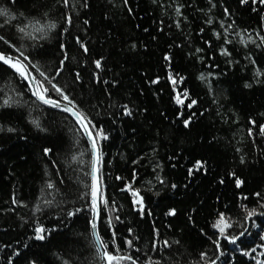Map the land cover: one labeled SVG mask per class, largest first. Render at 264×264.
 Listing matches in <instances>:
<instances>
[{
  "label": "trees",
  "instance_id": "1",
  "mask_svg": "<svg viewBox=\"0 0 264 264\" xmlns=\"http://www.w3.org/2000/svg\"><path fill=\"white\" fill-rule=\"evenodd\" d=\"M0 8V53L21 59L47 98L66 104L52 85L60 87L107 136L98 144L106 251L118 248L137 264H264V3L70 0L65 8L63 0H0ZM7 97L0 264H100L85 138L0 64V104ZM252 209L258 214L246 219ZM221 213L232 223L226 236L247 231L235 244L214 227ZM37 227L44 240L34 239Z\"/></svg>",
  "mask_w": 264,
  "mask_h": 264
},
{
  "label": "snow or ice",
  "instance_id": "2",
  "mask_svg": "<svg viewBox=\"0 0 264 264\" xmlns=\"http://www.w3.org/2000/svg\"><path fill=\"white\" fill-rule=\"evenodd\" d=\"M248 0H242V3H247ZM255 3L256 0H253ZM260 3H264V0H260ZM63 4L65 8H68L70 5V0H63ZM177 15L180 14V8L177 7L176 9ZM7 10L0 8V15H6ZM10 19L13 17H9ZM67 22L70 24L71 23V17H66ZM49 27L54 28L55 25H50ZM230 27V26H229ZM20 32H24L25 28H20ZM2 39V38H0ZM35 39V37H34ZM264 40V38H262ZM78 43H81L80 41H77ZM225 42H228L227 40ZM81 47L84 48L83 43H81ZM85 52L87 51L86 48H84ZM197 51H200L197 49ZM223 54L227 55L228 53L225 51ZM20 55L23 57V60L27 61L29 59L28 56L24 55L23 52H20ZM67 59V57H65ZM168 59V57H166ZM0 63L7 65L8 67L12 68L15 70L16 73L19 74V76L22 79L29 80L30 84L29 87L33 88L32 94L36 97L38 101H40L43 104L50 105L52 107L56 108H61L60 103L57 101L51 100L47 98L46 93L47 89L43 87V85H39L38 87H34L36 85V81L34 78H32L31 73L28 72L27 68L19 59H15L10 56H5L4 54H0ZM35 66V65H33ZM61 66H63V61H61ZM96 67H100V62L96 61ZM39 71V69H37ZM59 71L57 70V75H59ZM40 75L43 76L46 80L51 81L52 78L48 77L45 75L43 71L40 72ZM259 75V73H258ZM203 78V77H202ZM172 83L175 84L176 81L172 80ZM249 85H246V87ZM52 87L55 89L56 93L61 96L62 100L66 102V104L61 108L62 111L68 112L75 120L76 123L79 125V129L77 130L78 132H82L83 135L88 139L90 143V148H91V153H92V161H91V171L89 173H86L87 175H90L91 177V208L90 210L93 212V218L91 221V228H92V235H93V242L94 246L96 247L97 252L101 254V259L104 262V264H121V262L124 261H130L131 264H137V261L133 259L129 255H120L119 254V249L117 248V254L113 255L110 254L108 251H106L107 244L101 239V237L97 234L96 232V219H97V198L100 196V181L98 179V173H99V168L98 164L100 161V156L98 153V144L101 139H107V136H105L102 132V130H97L95 126L92 125V122L87 119V117L82 113L79 112L78 110H75L76 106L75 104L69 99L67 95L63 92V90L56 86L55 84L52 85ZM184 98H187V93H183ZM13 103L11 97H7L3 99V103L0 104V106H11ZM176 103L178 105H183L184 104V99H181L180 95L176 97ZM196 103L195 100L191 101L190 104L187 105V107L191 108L194 104ZM126 115L130 114L127 111L125 112ZM33 124H35L37 127H39V124L37 121L33 120ZM188 126V121H185V127ZM9 131H12V129H9ZM260 133L264 135V125L260 126ZM249 135H252L251 130H249ZM49 149H45V154L49 152ZM73 159H77L76 157H73ZM197 167H202V165L197 162ZM119 179V178H118ZM240 181H237V186L240 185ZM48 189L54 188V185L52 183H48L47 185ZM126 191H131L132 196L134 197L133 204L138 205V211L143 212V201L142 198L139 196L138 191L132 190L131 185H129L126 189ZM258 195V194H257ZM102 199V197H101ZM48 203H51L50 201ZM261 207H264V204L261 205ZM37 211H39V208H37ZM79 211V209H77ZM74 213H69V216L73 215ZM170 215H174V212H170ZM258 213L256 212L255 209L248 210L247 211V216L246 219H251V217L257 215ZM109 224L111 226V221H109ZM214 227L219 231L220 235L223 236L225 239L229 240V243L235 244L237 242L238 237H232L229 238L228 236L225 235V230L227 228L232 227V223L227 220V218L224 216L223 213L220 214L219 219L217 222L214 224ZM45 229L42 227H37L35 229V237L34 239L36 240H44L45 239ZM129 233L131 234V230H129ZM241 236L244 235L242 232L240 234ZM264 239V237H262ZM217 243V248H219V241ZM113 244H115V235H113ZM128 247H132V242L129 240L127 241ZM153 250H156L157 245L154 243L153 244ZM165 247H167V242H165ZM255 251V249H253ZM201 259H204V254L201 255ZM11 264V262H9ZM212 264H215V261H212ZM259 264V262H258Z\"/></svg>",
  "mask_w": 264,
  "mask_h": 264
},
{
  "label": "water",
  "instance_id": "3",
  "mask_svg": "<svg viewBox=\"0 0 264 264\" xmlns=\"http://www.w3.org/2000/svg\"><path fill=\"white\" fill-rule=\"evenodd\" d=\"M0 54H2V53H0ZM5 56H10V55H6V54H4ZM10 57H13V58H15V59H18L17 57H14V56H10ZM20 61H21V63H23L24 65H25V67L27 68V70H28V72H30L31 73V76H32V78H34L35 79V77H34V75L32 74V72L30 71V69L26 66V64L21 60V59H19ZM1 65H3V66H5V67H7L8 69H10L12 72H14L15 74H17L18 76H19V74L18 73H16L15 72V70L14 69H12V68H10V67H8L7 65H4V64H2V63H0ZM20 77V76H19ZM24 80V82L27 84V86L29 87V84H30V81L29 80H25V79H23ZM35 81H36V79H35ZM39 85H38V83H37V81H36V85H34V87H38ZM29 89H30V91H31V93L33 92V88H30L29 87ZM32 96H33V98L40 104V105H42V106H44V107H46V108H48V109H51V110H54V111H58V112H62V113H65V114H67V115H69L72 119H73V121L75 122V124L77 125V127L79 128V125L76 123V120L68 113V112H65V111H62L61 110V108L65 105V103H63V102H60V101H57L58 103H60V105H61V108H56V107H52V106H50V105H47V104H43V103H41L40 101H38L37 99H36V97L32 94ZM55 101V100H54ZM82 133V132H81ZM82 135H83V133H82ZM83 137L85 138V140H86V142H87V144H88V147H89V151H90V171H91V161H92V153H91V148H90V143H89V141H88V139L83 135ZM98 153H99V149H98ZM98 168H99V164H98ZM98 179H99V173H98ZM100 181V180H99ZM91 183H92V181H91V177H90V186H91ZM100 194H101V188H100ZM90 208H91V188H90ZM92 218H93V212L91 211V221H92ZM99 220H100V196H98V198H97V219H96V225H97V227H96V232H97V234H98V225H99ZM91 221H90V232H91V237H92V241H93V235H92V228H91ZM247 231H245V233H246ZM244 233V234H245ZM99 235V234H98ZM244 235H242V236H240L238 239H237V242L243 237ZM221 239H223V240H225L226 242H228L229 243V240L228 239H225L224 237H222ZM93 244H94V242H93ZM95 249H96V247H95ZM97 251V250H96ZM98 253V256H99V259H100V264H104V262L102 261V259H101V254L99 253V252H97ZM218 261V260H217ZM217 261H215V264L217 263Z\"/></svg>",
  "mask_w": 264,
  "mask_h": 264
},
{
  "label": "bare ground",
  "instance_id": "4",
  "mask_svg": "<svg viewBox=\"0 0 264 264\" xmlns=\"http://www.w3.org/2000/svg\"><path fill=\"white\" fill-rule=\"evenodd\" d=\"M18 58V57H17ZM19 59V58H18ZM27 66V65H26ZM28 67V66H27ZM98 254V253H97Z\"/></svg>",
  "mask_w": 264,
  "mask_h": 264
}]
</instances>
